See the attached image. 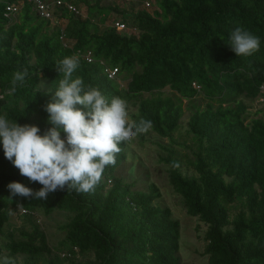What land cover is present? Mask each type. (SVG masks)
Returning <instances> with one entry per match:
<instances>
[{
    "label": "trees",
    "instance_id": "trees-1",
    "mask_svg": "<svg viewBox=\"0 0 264 264\" xmlns=\"http://www.w3.org/2000/svg\"><path fill=\"white\" fill-rule=\"evenodd\" d=\"M14 1L0 0V115L37 126L42 136L51 127L44 106L62 79L56 62L73 55L80 62L73 78L97 87L109 100L118 96L132 103V121L153 122L151 130L136 137L140 144L150 133L174 141L182 99L203 95L206 105L194 108L186 131L196 145L187 161L195 175H183L179 166L173 167L179 160L168 156L161 160L169 166V185L187 214L206 226L203 254L208 264H264V118L247 122L249 107L264 97V0H157L159 11L144 8L133 17L118 6L102 5V0H63L85 15L61 7L66 43L26 3L19 21L5 18L6 4ZM121 19H129L128 33L112 26ZM236 27L261 40L250 57H236L226 45ZM87 52L91 63L82 58ZM105 67L129 80L125 89L108 77ZM23 70L28 72L25 83L10 93L13 72ZM164 89L178 97L163 96ZM74 107L86 111L82 105ZM119 146L116 164L106 166L94 191H56L35 200L10 198L11 182L33 191L42 185L21 176L0 145V236L8 237L0 244V255L15 264H181L178 221L170 208L156 203L161 192L154 183L147 190L135 189V182L118 177L126 159L125 142ZM9 210H24L21 215L30 224L18 239L5 229ZM56 212L69 219L58 228L62 238L52 245L34 217Z\"/></svg>",
    "mask_w": 264,
    "mask_h": 264
},
{
    "label": "clouds",
    "instance_id": "clouds-1",
    "mask_svg": "<svg viewBox=\"0 0 264 264\" xmlns=\"http://www.w3.org/2000/svg\"><path fill=\"white\" fill-rule=\"evenodd\" d=\"M16 1L18 0L14 2ZM61 1L76 8L71 3ZM60 9L55 11L58 16L49 21L41 19L32 8L39 19L59 30V39L66 43L67 25L65 19L60 18ZM78 11L79 14H73L84 18L83 9ZM18 12L4 17L11 21ZM117 22L125 24V28L117 30ZM112 26L120 32L129 30V23L123 20H116ZM226 45L236 57H250L259 50L261 40L245 28L236 27L230 32ZM82 58L87 63L93 61L90 52ZM55 67L62 79L59 80L50 102L44 106L43 110L48 113L47 123L51 127L42 136L38 135L40 129L37 126L20 125L9 120L6 115H0V145L5 159L29 182L34 181L42 185L38 191H33L19 182H11L7 185L10 198L20 196L46 200L50 193L56 191L75 190L77 193H90L101 181L106 166L116 164V154L122 151L119 146L121 142L131 141L153 127L150 119L141 118L138 122H130L126 100L118 96L109 100L97 87L85 86L81 78H73V74L80 67L78 56H66L58 60ZM104 72L110 79L115 78L118 73L117 69L109 67H105ZM112 72L113 76H109ZM27 76V70L13 72L9 92L14 94L17 88L25 83ZM192 86L197 85L193 83ZM76 105H82L86 111L74 107ZM61 133L64 134L63 139ZM178 166V163L173 164V167ZM17 208L24 209V206L17 204ZM0 264H15V261L4 257Z\"/></svg>",
    "mask_w": 264,
    "mask_h": 264
},
{
    "label": "rangeland",
    "instance_id": "rangeland-1",
    "mask_svg": "<svg viewBox=\"0 0 264 264\" xmlns=\"http://www.w3.org/2000/svg\"><path fill=\"white\" fill-rule=\"evenodd\" d=\"M156 1L157 0H143L142 2L137 0H102L101 4L106 6H118L126 10L127 14L130 13L129 17H133L137 11L144 8L150 13L159 11ZM123 20L124 22L126 21L127 24L129 23V19ZM12 21H19L18 15L12 17L10 22ZM64 22H66V20H64ZM64 22L63 25L65 26ZM107 24L109 25V22ZM49 31H52V26L49 27ZM127 31L128 29L125 30L124 33H128ZM113 80L116 81L121 89H125L129 81L118 76L116 79L113 78ZM162 95L171 96L174 99L178 97L174 91L169 89H164ZM145 97H148V95L144 94L143 98ZM206 102L203 95H198L191 101L182 99L181 104L184 111L180 126L174 135V141H172L174 143L166 138H161L156 133L147 135L146 141L143 144H140L136 138L125 142L124 152L126 159L116 171L118 177L122 178L124 181L129 183L135 182V189L147 190L151 183H154L159 188L161 197L156 203L161 207L170 208L172 218L178 221L180 225V250L178 252V257L180 258L181 264H208L207 257L203 254L205 246L203 237L206 226L199 222L197 218L187 214L181 202L182 200L174 193L172 187L169 185L167 175L169 166L162 162L161 159L172 156L179 160V170L183 175L188 177L195 175V172L187 166V161L192 159L194 152H196V145L192 141V137L186 133L187 122L194 108H204ZM135 111L136 107L132 103H127V112L130 122L132 121L131 115L134 114ZM253 118H264L263 106L254 104L249 107L247 122ZM234 212L236 211L234 210ZM21 214L17 211L11 213L9 222L5 227L6 230H13L15 239L19 238V231L21 229H30V224L25 221V217ZM68 219V215L63 212H56L49 216L37 214L34 217V221L39 225L40 229L46 233L52 245H54L58 239L62 238V233L58 228L67 222ZM7 238V235L0 236V244L4 243ZM4 257L9 256L3 253L0 255V260ZM16 259L21 262L22 257L18 256Z\"/></svg>",
    "mask_w": 264,
    "mask_h": 264
},
{
    "label": "built area",
    "instance_id": "built-area-1",
    "mask_svg": "<svg viewBox=\"0 0 264 264\" xmlns=\"http://www.w3.org/2000/svg\"><path fill=\"white\" fill-rule=\"evenodd\" d=\"M23 3L30 4L34 11L37 13V15L44 20H53L54 17H57L58 15L55 14L56 9L61 8L62 6L67 7V9L74 13V14H79V11L74 7L71 6L70 4L67 5L61 0H51V1H44V0H18L12 4H8L6 6L5 10V17H9L11 15H14L18 12L20 9L21 5ZM147 5V4H146ZM115 26L117 30H122L125 28V24L117 22L115 23ZM89 61V57H87ZM109 76H113V72L109 74ZM198 88V86H195ZM260 91L263 94L264 93V84L261 85ZM259 105H264V97H260L258 100ZM21 213H25L24 210H21Z\"/></svg>",
    "mask_w": 264,
    "mask_h": 264
}]
</instances>
